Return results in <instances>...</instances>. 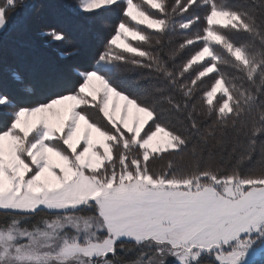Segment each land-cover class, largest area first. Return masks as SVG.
Here are the masks:
<instances>
[{"label": "snow or ice", "instance_id": "1", "mask_svg": "<svg viewBox=\"0 0 264 264\" xmlns=\"http://www.w3.org/2000/svg\"><path fill=\"white\" fill-rule=\"evenodd\" d=\"M36 7L0 0V41ZM66 7L120 18L88 69L67 63L78 50L58 24L38 36L64 64L37 79L0 60V264H255L264 0Z\"/></svg>", "mask_w": 264, "mask_h": 264}, {"label": "trees", "instance_id": "2", "mask_svg": "<svg viewBox=\"0 0 264 264\" xmlns=\"http://www.w3.org/2000/svg\"><path fill=\"white\" fill-rule=\"evenodd\" d=\"M69 3L71 0H36L37 7L33 10L30 19L22 22L17 30L0 41V60L9 71L27 70L30 75L38 79L41 69L53 70L65 63L60 57V49L48 47L38 36L40 29L49 24L62 25L70 31L71 35L65 47L78 50V54L67 62L71 67L83 70L94 65V56L120 18L119 13L111 11L103 12L99 17H75L69 15L66 7ZM200 15L202 17L203 13ZM203 23L201 19L197 29H201ZM180 40L181 37L176 36L173 43H179ZM118 79L128 85L131 83V74L121 75ZM94 118L103 121L99 113H96ZM260 149L261 139L257 138L253 164H257L261 158ZM255 264H264V257L256 260Z\"/></svg>", "mask_w": 264, "mask_h": 264}, {"label": "rangeland", "instance_id": "3", "mask_svg": "<svg viewBox=\"0 0 264 264\" xmlns=\"http://www.w3.org/2000/svg\"><path fill=\"white\" fill-rule=\"evenodd\" d=\"M260 258H262V257H257L256 260H258V259H260ZM256 260H255V261H256Z\"/></svg>", "mask_w": 264, "mask_h": 264}]
</instances>
